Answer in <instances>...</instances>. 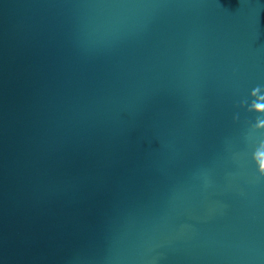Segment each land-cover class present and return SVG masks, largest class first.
Returning a JSON list of instances; mask_svg holds the SVG:
<instances>
[{
  "label": "water",
  "instance_id": "95a60500",
  "mask_svg": "<svg viewBox=\"0 0 264 264\" xmlns=\"http://www.w3.org/2000/svg\"><path fill=\"white\" fill-rule=\"evenodd\" d=\"M0 264H264V0H0Z\"/></svg>",
  "mask_w": 264,
  "mask_h": 264
}]
</instances>
